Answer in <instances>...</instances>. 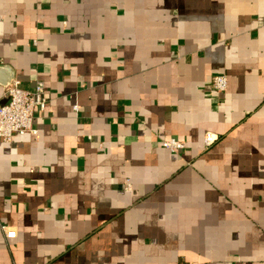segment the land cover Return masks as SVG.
<instances>
[{
	"label": "crops",
	"instance_id": "crops-1",
	"mask_svg": "<svg viewBox=\"0 0 264 264\" xmlns=\"http://www.w3.org/2000/svg\"><path fill=\"white\" fill-rule=\"evenodd\" d=\"M0 65V264H264V0H0Z\"/></svg>",
	"mask_w": 264,
	"mask_h": 264
},
{
	"label": "built area",
	"instance_id": "built-area-1",
	"mask_svg": "<svg viewBox=\"0 0 264 264\" xmlns=\"http://www.w3.org/2000/svg\"><path fill=\"white\" fill-rule=\"evenodd\" d=\"M211 84L216 93H223L227 87V78L225 75H215ZM4 94L7 102L0 104V139L10 142L14 136H23L27 133L35 135L37 131L33 128L34 111L35 109L43 111L46 104L43 82L37 81L33 91H26L20 88L19 81L13 80L4 87ZM214 141L211 134L204 137V144L207 147ZM161 146L172 153L184 149V144L173 138L162 140ZM126 189H130L129 181L126 182ZM0 229L6 239L16 237L14 229L7 227Z\"/></svg>",
	"mask_w": 264,
	"mask_h": 264
},
{
	"label": "water",
	"instance_id": "water-1",
	"mask_svg": "<svg viewBox=\"0 0 264 264\" xmlns=\"http://www.w3.org/2000/svg\"><path fill=\"white\" fill-rule=\"evenodd\" d=\"M5 71L8 72L7 76L5 78L0 79V84L4 86H6L13 79V74L12 71L9 69V67L0 65V75Z\"/></svg>",
	"mask_w": 264,
	"mask_h": 264
}]
</instances>
